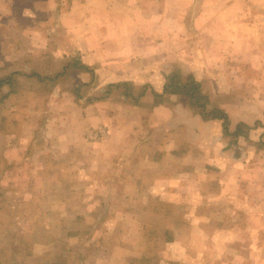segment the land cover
<instances>
[{"label": "rangeland", "instance_id": "374dc122", "mask_svg": "<svg viewBox=\"0 0 264 264\" xmlns=\"http://www.w3.org/2000/svg\"><path fill=\"white\" fill-rule=\"evenodd\" d=\"M133 1L136 0H130ZM79 2L87 3L93 12L95 8L104 9L115 4L113 0H0V19L3 18L0 20V39H4L0 45V264L101 263L107 259V254H113L114 250L116 252L120 248L119 243L129 245L125 249L127 257L124 261L116 257L119 264H264V147L247 150L246 155H242L244 160L239 180L232 178L231 183L230 179L225 178L227 174L222 175L218 167L212 173L215 176L210 187L214 188V194H219L215 188L226 183L231 189V196L239 201L237 211L235 204L229 207L215 203L217 199L211 200L209 206L197 204L193 210L191 202L181 197L197 195V189H193L189 181L176 186L177 180L170 177L176 168L171 164L175 157L171 156H163L162 163L154 167L158 173L157 181L164 184L165 180L170 189L176 190L172 191L173 195L162 194L161 197L158 194L154 200V195L148 193L145 186L140 195L134 186L126 184L122 177L143 179L144 183L152 177H145L137 169L134 170L130 157L124 153L130 151L125 149L119 164L123 176L109 178L106 175L102 178L118 183H113L111 188L105 185L99 190L92 185L90 179L96 175L116 173L107 148L109 133L111 135L115 130V116L119 115L123 119L127 115L128 120H133L129 126L123 120L121 128L124 131L127 124L129 132L134 131L136 142L141 141L136 150L138 155L148 152L150 147L158 146L157 138L144 141L145 134L152 132L155 126L158 128L155 131L170 133L173 129L166 131L159 121L172 125L173 120L168 114L165 117L167 112L164 104L151 110L152 96L148 95L144 100V83L138 84L136 81L117 82H129L133 88L127 92L123 87L112 89L113 93L108 91L112 93L110 99L114 101H104L97 109H82L73 104L67 105L66 109L57 106L45 108L47 106L43 101L48 97L51 87L55 84L58 87L65 85L63 83L67 76H64V72L77 67L80 62L79 53L84 48L88 50L98 47L97 41L101 39L97 34L91 35V45H82L84 48L81 51L76 37L68 32L69 20L64 17L70 13L71 5ZM150 2L156 5L157 0ZM253 5L256 10L248 13L250 20L247 22L251 23L249 32L252 36L264 39V0L260 1V5ZM174 9L176 11L178 8ZM215 16L216 19L219 17L217 13ZM56 20L59 25L55 24ZM252 24L260 25V28ZM215 27V32H218L217 23ZM33 39H36V43L30 44ZM138 40L140 43L136 44H139V49L135 54L145 50L143 39ZM221 40H214L216 45L211 54L213 63L219 67L216 69L218 73L215 71L212 77L216 87L226 83V77L222 74L223 59L220 57L223 52ZM170 46H167L168 50ZM107 50L112 51L113 48L107 47ZM63 51L68 57L56 56L53 60L43 57L49 52L57 54ZM180 52L182 57L172 60V64L167 65L168 69L176 67L180 70L178 62L183 65L186 55L190 56L187 60L196 58V54L191 52L188 39L182 40ZM136 60L135 66L142 68L143 56ZM209 78L204 81L211 83ZM197 81L202 87V80ZM106 91L104 87L100 92L91 93L102 96ZM202 92L209 97L203 87ZM178 97L192 109L183 95L163 94L160 100L162 103L177 102ZM133 99L139 100L138 103H133ZM132 105L134 109L130 108ZM185 107L183 110H186ZM207 107L218 108L212 105ZM111 108L117 109V113L111 114ZM181 108V105L177 108L179 117L183 115ZM80 111L87 118H78ZM192 111L196 114V111ZM69 116L72 120L64 126ZM92 116L100 121L93 122ZM151 117H154L157 124H151L154 121ZM43 131L47 138L57 139L66 132L80 136L77 147L71 150L72 163L65 172H60L62 168L55 162L62 160V155L48 148L51 143L46 145L38 141L44 139ZM237 136L231 137L232 146H238ZM169 137L168 148L173 147L175 152L185 153L190 150L188 137L175 142L172 141L173 136ZM100 139H104V142L101 143ZM246 139L242 147L249 149L252 141L248 135ZM32 143L37 145L33 148ZM52 148L55 150V147ZM134 149L137 148L131 151ZM43 152L46 154L42 155ZM238 155L237 152L234 156ZM48 159L53 162H48ZM56 168L59 171L54 172ZM89 197L92 199L89 200ZM99 198L102 199L101 204ZM150 208L155 211L152 212ZM194 213L200 216L199 221L192 216ZM258 213L263 215L262 219L254 217ZM223 225L229 229L258 227L261 234L257 235L256 246L254 235L240 234L230 236L225 247L218 242L214 244L217 239L210 240L206 231ZM192 232L193 236L190 235ZM141 241L143 244L138 245ZM132 246L134 248L130 251Z\"/></svg>", "mask_w": 264, "mask_h": 264}, {"label": "crops", "instance_id": "0c3cea01", "mask_svg": "<svg viewBox=\"0 0 264 264\" xmlns=\"http://www.w3.org/2000/svg\"><path fill=\"white\" fill-rule=\"evenodd\" d=\"M260 1L157 0L155 5L150 0H143V3H140V0L133 2H130V0H113L115 4L112 7L104 9L95 8L94 12L87 3L79 2L71 5L70 13L64 18L69 20L68 32L76 37L78 48L82 51L84 48L82 45H91L92 40L89 38L93 34H97L101 39L97 41L98 47H91L88 50L84 48V51L79 53L80 62L77 64L78 67H74L70 71L67 69L64 72V74L66 73L64 76H67L63 83L65 85L58 87L59 85L55 84L51 87L48 97L43 101L44 105L47 106L45 108L57 106L66 109L67 105L73 104L82 109L87 107L97 109V106H102L101 103L104 101H114L110 98L113 93L112 89L115 90L116 88L111 87L108 89V85L122 81H136L139 82L138 84L144 83L143 86L146 91L144 100L147 99L148 95H151L153 98L151 92H162L166 75L174 70V68L168 69L167 65L172 64V60L182 57V53L180 52L182 40L188 39L191 52L194 55L196 54V58L191 57L192 60H187L190 56L186 55L183 65H181V62H178L180 72L182 74L191 73L196 80H202V87L209 96V105L222 109L228 117V131L224 133L222 131L221 120H203L199 114H195L192 109H189L186 101L179 97L177 102L170 101V103L166 101L162 103L161 100L154 103L153 100L151 110L152 108L156 110V108L162 107L164 104L167 113L164 114L163 112V114L165 117L168 114L173 120L172 125H168V122L161 123V121H159V124L164 126L166 131L173 130L170 133H165L164 131L158 132L155 131L158 129L155 126L152 132L145 134L143 139L146 141L148 138H157L158 146L155 148L150 147L148 152L144 151V154L138 155V151L136 152V150H138L141 141L137 143L134 131L129 132V127H127V124L128 126L129 124H133V120H130L131 118L128 120L127 115L123 119L118 117L119 115L115 116V130L111 135L109 133L107 148L111 153L112 166L116 173L106 171L107 173L98 174L90 179V182L93 186L97 187V190L103 188L105 185L111 188L114 186L113 183H118L117 181L109 182L110 180H102V178L106 175L109 178L123 176L124 173L119 164L122 161L120 158L123 157L121 156L123 155L122 151L127 150L130 153H124L130 157L131 166L134 170L137 169L141 172V175L152 177V179L150 178L149 181H145L144 183L143 179H125L122 177L126 184L134 186L137 189L136 193H140V195L142 194V187L145 186L148 193L154 195V200L156 199L155 197H158V194H161V197H163L162 194L173 195L171 194L172 191L176 190L170 189L165 184V180L163 181L164 184L157 181L158 173L154 167L158 163H162L161 158L163 156H171L175 157L171 164L176 168H174L173 174L169 173L168 175L171 174L170 177L177 180L178 185L176 186H182V184L189 181L193 189H197L198 196L181 197L183 200L191 202L193 210L197 204L209 206L211 200L217 199L215 203H223L229 207L235 204L237 211L236 205L239 201L231 196V189L226 183H222L218 188H215V191H219L218 195L214 194V188L210 186L213 184L211 180L215 176V174H212L216 172L215 167L220 168L219 171L222 175L227 174L225 178L230 179L232 183V178L239 180L240 170L242 171L240 168L244 160L242 155H246L247 150H257L259 147H264V145L260 146V144L264 143V39L252 36L249 32V24L251 23L250 21L247 22V20H250L248 19L250 17L248 13L256 10L253 4L259 3L260 5ZM174 8L178 9L175 11ZM215 13L219 15L217 19ZM216 23L218 32H215ZM55 24L59 25V21L56 20ZM252 25L260 28V25ZM138 39H143L145 50L135 54V51L139 49V44H136L140 43ZM215 39H222L223 52L220 57L223 59L222 74L226 77V83L222 87H216L212 81L216 69L219 68L211 59L212 51L216 45ZM3 40L0 39V45ZM211 41H214V43ZM31 42L33 44L36 43V39L30 41V44ZM127 44L128 47L126 46ZM167 46H170L169 50ZM107 47H111L113 50L108 51ZM56 56H62L63 58L65 56L68 57V54H65V51L58 52L57 54L49 52L43 57L46 60H53ZM140 56H143L144 61L142 68L135 66L136 59ZM50 74L54 75L55 73ZM208 76L211 83L204 81L208 79ZM104 87H106L107 91L102 96L91 93V91L100 92ZM84 89L85 92L83 91ZM110 90L112 93L108 92ZM121 102L123 105V101ZM170 105L172 111L170 110ZM180 105L182 106V117H179L177 114V108ZM184 107L186 110H183ZM130 108L134 109V106L132 105ZM116 110L111 108V114L117 113L115 112ZM170 111L174 112L175 116ZM83 117L87 118L84 112H78V118ZM47 118L48 115H46L45 121L48 120ZM151 118L154 120L151 124H157L154 117ZM71 120L69 116L63 125L67 126L66 123H70ZM91 120L93 122L100 121L96 116H92ZM123 120L127 123V129L124 131L121 128ZM105 121L107 120L105 119ZM140 122L142 123L141 120ZM237 123H243L250 128L248 134H239L237 136L238 146H232V124H234L235 128ZM142 124L145 130L146 127H144V123ZM43 132L44 139H39L38 141L40 143L44 142L46 145L53 144L52 146L48 145V148L52 152L62 155L63 159H58L55 162L56 164L59 163V168H62L60 172H65L72 163L71 150L77 147L80 136H77L75 133L69 134L70 132H66L56 139L55 137L47 138L45 131ZM247 135L252 141L250 142L252 144H250L249 149L242 147L247 142ZM18 136L19 133L17 132V139ZM169 136H173L174 139L172 141L174 142L183 141L188 137L187 141L190 142V150L185 153V151L175 152L173 147L168 148ZM100 142H104V139H100ZM35 145L37 143L33 144V148ZM52 147H55V150ZM225 147H227L226 150H224ZM133 148L137 149L131 151ZM236 148L239 151H236ZM46 152H43L42 155H45ZM237 152L239 155L234 156ZM47 161L53 162V160L50 161L49 159ZM56 170L59 171L56 168L54 172ZM182 176L187 180H184ZM234 183L237 182L234 181ZM156 188L158 189L157 191H155ZM91 199L89 197V200ZM101 200V198L98 199L100 204ZM150 209L152 212L155 211L154 208ZM192 216L196 220H200L198 214L194 213ZM105 217H107V214ZM254 217L262 219L263 215L258 213L254 214ZM144 225L147 224L145 223ZM142 232L145 233V230ZM192 234L193 232L190 235L193 236ZM236 234L245 236L254 235L256 246L257 235L261 234V229H258V227L229 229L223 225L215 226L206 231V235L210 236V240L211 238L212 240L217 239L214 241V244L218 242L224 247L228 238ZM119 244L118 247L120 248L116 252L114 250L113 254L106 255L107 259L103 262L94 264H119L116 257L120 261H124L127 257L125 249L129 245ZM141 244H143L142 241L138 243V245ZM133 248L132 246L130 251ZM146 248L145 246L144 250ZM220 261L222 260L220 259ZM221 263L223 262L217 264Z\"/></svg>", "mask_w": 264, "mask_h": 264}, {"label": "trees", "instance_id": "16d2710c", "mask_svg": "<svg viewBox=\"0 0 264 264\" xmlns=\"http://www.w3.org/2000/svg\"><path fill=\"white\" fill-rule=\"evenodd\" d=\"M78 64V63H77ZM78 67V66H77ZM83 68V66H82ZM118 88L123 87L125 92L130 91L133 86L131 83L123 82V83H113L108 85L109 88ZM145 89L143 88L142 95H144ZM154 100V103H157L160 98H162L163 94H179L186 97L190 107L196 111L197 114L203 120L207 119H218L222 122V131L227 133L228 131V117L226 113L223 112L220 108H208L209 99L208 97L203 94L202 87L200 83L192 76V74H182L178 68L172 70L168 75L165 77V83L163 86V90L161 93H155L154 91L151 92ZM139 100H134L133 103H138ZM208 108V109H207ZM249 126L238 123L235 127V131L232 132V136H236L239 134H247L249 130ZM245 130V131H242ZM260 144V146H263ZM262 148V147H259Z\"/></svg>", "mask_w": 264, "mask_h": 264}, {"label": "built area", "instance_id": "2783aa9c", "mask_svg": "<svg viewBox=\"0 0 264 264\" xmlns=\"http://www.w3.org/2000/svg\"><path fill=\"white\" fill-rule=\"evenodd\" d=\"M96 135V134H95Z\"/></svg>", "mask_w": 264, "mask_h": 264}]
</instances>
